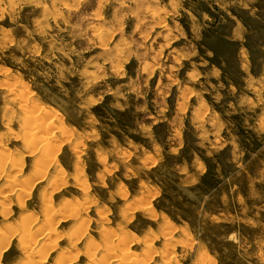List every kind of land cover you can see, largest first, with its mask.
I'll return each instance as SVG.
<instances>
[{
	"label": "rangeland",
	"instance_id": "obj_1",
	"mask_svg": "<svg viewBox=\"0 0 264 264\" xmlns=\"http://www.w3.org/2000/svg\"><path fill=\"white\" fill-rule=\"evenodd\" d=\"M0 264H264V0H0Z\"/></svg>",
	"mask_w": 264,
	"mask_h": 264
},
{
	"label": "crops",
	"instance_id": "obj_2",
	"mask_svg": "<svg viewBox=\"0 0 264 264\" xmlns=\"http://www.w3.org/2000/svg\"><path fill=\"white\" fill-rule=\"evenodd\" d=\"M216 1H220V0H216Z\"/></svg>",
	"mask_w": 264,
	"mask_h": 264
}]
</instances>
